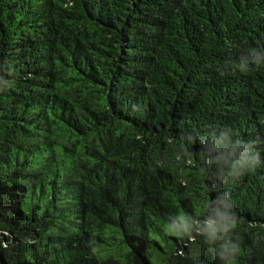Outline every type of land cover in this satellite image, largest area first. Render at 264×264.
<instances>
[{
    "label": "trees",
    "instance_id": "1",
    "mask_svg": "<svg viewBox=\"0 0 264 264\" xmlns=\"http://www.w3.org/2000/svg\"><path fill=\"white\" fill-rule=\"evenodd\" d=\"M0 264H264V0H0Z\"/></svg>",
    "mask_w": 264,
    "mask_h": 264
},
{
    "label": "clouds",
    "instance_id": "2",
    "mask_svg": "<svg viewBox=\"0 0 264 264\" xmlns=\"http://www.w3.org/2000/svg\"><path fill=\"white\" fill-rule=\"evenodd\" d=\"M257 64H259V61L257 60ZM225 163H227V161H225ZM260 164V159H259V156H255L253 157L251 160H248V159H241L240 161H237L235 164H232L230 165L231 167L235 168V167H239V168H242L244 169V171H247V170H251V169H254L256 166H258ZM242 174V173H241ZM224 218L222 217V220ZM235 225L234 224H227V223H224V224H219V225H216V224H210L209 225V238H210V241L211 240H216L218 237L216 236V233L218 231L224 233V243L221 245V248H222V253H221V258L223 259L224 258V254L227 253V254H232V253H236L238 251V248H239V245L236 243V244H232L228 239H227V233L229 231V227H234ZM171 230L174 232V233H177V232H180V231H184V232H187L188 231V228L187 226L183 223V217H181V224L179 225H176V226H170Z\"/></svg>",
    "mask_w": 264,
    "mask_h": 264
}]
</instances>
